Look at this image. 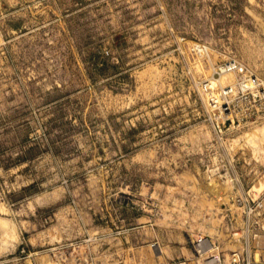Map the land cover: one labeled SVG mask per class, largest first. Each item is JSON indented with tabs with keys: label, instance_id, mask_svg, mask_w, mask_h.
<instances>
[{
	"label": "rangeland",
	"instance_id": "374dc122",
	"mask_svg": "<svg viewBox=\"0 0 264 264\" xmlns=\"http://www.w3.org/2000/svg\"><path fill=\"white\" fill-rule=\"evenodd\" d=\"M263 190L264 0H0V264L255 258Z\"/></svg>",
	"mask_w": 264,
	"mask_h": 264
},
{
	"label": "built area",
	"instance_id": "2783aa9c",
	"mask_svg": "<svg viewBox=\"0 0 264 264\" xmlns=\"http://www.w3.org/2000/svg\"><path fill=\"white\" fill-rule=\"evenodd\" d=\"M231 203L234 205L235 218L240 219V221L243 219V222L245 220L247 222L250 218H264V190L256 195L253 192L249 193L245 191L244 193L235 195ZM257 233V230H238L236 228V230H230L229 235L232 239L236 237L237 240H240L241 236H245L246 234L256 236L255 234ZM189 246L190 258L177 261L173 264H264V254L257 255L255 258L249 257L245 241H241L236 248L230 249L229 253L225 252L224 249L226 248L224 246H221L215 239H211L207 235H198L190 238ZM243 251H245L244 254L242 253Z\"/></svg>",
	"mask_w": 264,
	"mask_h": 264
},
{
	"label": "bare ground",
	"instance_id": "6f19581e",
	"mask_svg": "<svg viewBox=\"0 0 264 264\" xmlns=\"http://www.w3.org/2000/svg\"><path fill=\"white\" fill-rule=\"evenodd\" d=\"M191 264H194V263H191Z\"/></svg>",
	"mask_w": 264,
	"mask_h": 264
}]
</instances>
